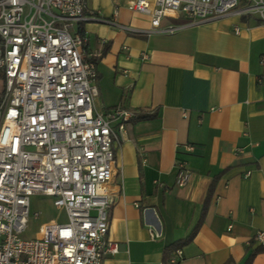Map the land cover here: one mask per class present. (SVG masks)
<instances>
[{"label":"crops","instance_id":"0c3cea01","mask_svg":"<svg viewBox=\"0 0 264 264\" xmlns=\"http://www.w3.org/2000/svg\"><path fill=\"white\" fill-rule=\"evenodd\" d=\"M128 1L85 0L118 26L88 19L71 28L87 39L83 60L95 63L93 109L135 113L113 144L106 237L118 252L101 264H169L177 249V264H264L253 239L264 230V21L230 15L133 33L120 27L149 30L150 16ZM179 165L189 173L182 187Z\"/></svg>","mask_w":264,"mask_h":264},{"label":"built area","instance_id":"2783aa9c","mask_svg":"<svg viewBox=\"0 0 264 264\" xmlns=\"http://www.w3.org/2000/svg\"><path fill=\"white\" fill-rule=\"evenodd\" d=\"M126 7L150 16L146 31L119 26L133 33L172 34L230 15L264 21V0H130ZM177 17L184 23L161 26ZM88 19L118 26L87 11L85 0H0V264H101L118 252L106 237L113 144L135 113L93 109L95 63L81 57L86 37L71 33ZM259 63L264 69V56ZM257 82L264 86V73ZM188 178L179 165L177 186ZM33 195L52 198L65 222L24 239ZM253 239L264 245V230ZM181 258L177 249L168 262Z\"/></svg>","mask_w":264,"mask_h":264},{"label":"rangeland","instance_id":"374dc122","mask_svg":"<svg viewBox=\"0 0 264 264\" xmlns=\"http://www.w3.org/2000/svg\"><path fill=\"white\" fill-rule=\"evenodd\" d=\"M1 86L0 82V93L2 91ZM29 202L28 225L22 235V238L32 239L37 237L40 226L51 221H55L57 223L65 222L64 212L52 206V198L41 195H33L30 197ZM33 213H39L38 217L34 218Z\"/></svg>","mask_w":264,"mask_h":264},{"label":"trees","instance_id":"16d2710c","mask_svg":"<svg viewBox=\"0 0 264 264\" xmlns=\"http://www.w3.org/2000/svg\"><path fill=\"white\" fill-rule=\"evenodd\" d=\"M191 236H192V235H191ZM191 236L188 237V238L186 239V241H188V240L191 238ZM177 247H180V244H175L173 247H169V248H168V251H171L172 249H175V248H177ZM262 249H264V248H262ZM247 264H249V261H248Z\"/></svg>","mask_w":264,"mask_h":264}]
</instances>
